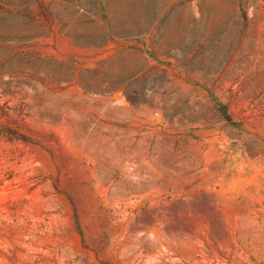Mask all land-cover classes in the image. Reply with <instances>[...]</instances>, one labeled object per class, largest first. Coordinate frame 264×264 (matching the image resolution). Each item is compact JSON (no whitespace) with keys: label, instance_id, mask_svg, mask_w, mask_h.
I'll use <instances>...</instances> for the list:
<instances>
[{"label":"rangeland","instance_id":"rangeland-1","mask_svg":"<svg viewBox=\"0 0 264 264\" xmlns=\"http://www.w3.org/2000/svg\"><path fill=\"white\" fill-rule=\"evenodd\" d=\"M0 264H264V0H0Z\"/></svg>","mask_w":264,"mask_h":264}]
</instances>
